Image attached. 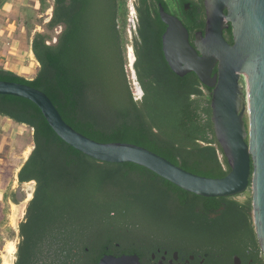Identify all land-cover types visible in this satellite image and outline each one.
<instances>
[{
    "label": "trees",
    "instance_id": "16d2710c",
    "mask_svg": "<svg viewBox=\"0 0 264 264\" xmlns=\"http://www.w3.org/2000/svg\"><path fill=\"white\" fill-rule=\"evenodd\" d=\"M172 1L175 7L135 0L130 23L131 0H37V12L52 14L38 20L44 31L24 23L39 63L35 78L0 69V81L45 93L63 120L93 141L137 145L192 174L225 178L231 169L215 133L214 91L194 73L176 75L163 52L159 6L177 15L189 2ZM0 117L32 129L35 147L18 171L19 185L35 189L19 222L16 264L51 263L71 243L131 249L168 242L180 228L194 239L255 233L251 187L244 199L205 198L139 165L98 161L63 142L24 98L0 95ZM15 196L8 192L5 202L18 205ZM212 216L220 220L210 224Z\"/></svg>",
    "mask_w": 264,
    "mask_h": 264
},
{
    "label": "water",
    "instance_id": "95a60500",
    "mask_svg": "<svg viewBox=\"0 0 264 264\" xmlns=\"http://www.w3.org/2000/svg\"><path fill=\"white\" fill-rule=\"evenodd\" d=\"M205 7L206 37L196 49L182 21L160 5L161 19L167 26L163 52L176 75L194 73L214 91L215 133L231 169L225 178L192 174L137 145L93 141L69 126L45 93L30 86L0 81V95L33 102L63 142L98 161L139 165L205 198L239 196L251 187L254 224L264 253V0H205ZM230 25L233 45L224 38Z\"/></svg>",
    "mask_w": 264,
    "mask_h": 264
},
{
    "label": "flooded vegetation",
    "instance_id": "af4514ba",
    "mask_svg": "<svg viewBox=\"0 0 264 264\" xmlns=\"http://www.w3.org/2000/svg\"><path fill=\"white\" fill-rule=\"evenodd\" d=\"M171 15L182 21L188 30L190 43L198 49L206 37L208 15L205 0H189L185 11ZM232 31L231 25L224 30V38L230 45L235 41ZM217 69L216 67L215 73ZM238 198H245V195H239ZM212 218L210 224L220 220L219 216ZM191 232L187 228H180L177 233L182 235L175 236L168 242L139 243L131 249L121 244L103 246L71 243L67 250L55 254L51 263L47 261L41 264H264V253L255 224L254 235L244 237L194 239L190 236ZM113 258L118 261L114 262Z\"/></svg>",
    "mask_w": 264,
    "mask_h": 264
},
{
    "label": "rangeland",
    "instance_id": "374dc122",
    "mask_svg": "<svg viewBox=\"0 0 264 264\" xmlns=\"http://www.w3.org/2000/svg\"><path fill=\"white\" fill-rule=\"evenodd\" d=\"M0 1V20L16 21L17 33L24 29V23L27 19L35 28L34 32L44 31V27L39 25L38 20L43 16L52 14V9L45 14L37 12L40 8L37 0ZM169 1L173 7L176 6L172 0ZM24 8L29 9L30 16L26 15ZM58 33H53L55 40ZM132 54V50H129V59ZM34 78L29 77L28 79ZM0 147V152L3 155L0 164L4 167L2 178L5 179L1 186L5 191L9 188L14 190L16 192L15 197L19 201L18 205L9 202L4 211L3 208L0 209V264H15L19 244V222L24 218L27 204L32 199L35 189L34 184L19 185L16 171L25 163L34 148L33 130L0 117Z\"/></svg>",
    "mask_w": 264,
    "mask_h": 264
},
{
    "label": "crops",
    "instance_id": "0c3cea01",
    "mask_svg": "<svg viewBox=\"0 0 264 264\" xmlns=\"http://www.w3.org/2000/svg\"><path fill=\"white\" fill-rule=\"evenodd\" d=\"M4 24V25H3ZM39 63L36 61L34 53L31 48V44L24 35V31L17 33L16 21L0 20V69L17 73L25 78H33L37 73ZM1 150V147H0ZM3 157L0 152V159ZM26 162V161H25ZM24 165V164H23ZM22 165V166H23ZM21 166V168H22ZM18 169V171L21 170ZM4 167L0 164V209L6 208L11 199H7L5 202V194L13 192L12 189L6 191L2 188V182L5 179L2 178ZM18 171H16V177L18 180ZM19 184V183H18ZM15 192V191H14ZM16 194V192H15ZM13 203V202H12ZM14 204V203H13Z\"/></svg>",
    "mask_w": 264,
    "mask_h": 264
},
{
    "label": "built area",
    "instance_id": "2783aa9c",
    "mask_svg": "<svg viewBox=\"0 0 264 264\" xmlns=\"http://www.w3.org/2000/svg\"><path fill=\"white\" fill-rule=\"evenodd\" d=\"M133 2H134V1H131V4H130V9H131L130 23H133V22H134V17H135V15H136V11H135V7H134Z\"/></svg>",
    "mask_w": 264,
    "mask_h": 264
},
{
    "label": "bare ground",
    "instance_id": "6f19581e",
    "mask_svg": "<svg viewBox=\"0 0 264 264\" xmlns=\"http://www.w3.org/2000/svg\"><path fill=\"white\" fill-rule=\"evenodd\" d=\"M134 57V56H133ZM133 61H134V58H133Z\"/></svg>",
    "mask_w": 264,
    "mask_h": 264
}]
</instances>
